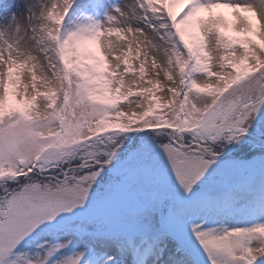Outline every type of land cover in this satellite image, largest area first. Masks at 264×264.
<instances>
[{"label": "snow or ice", "instance_id": "snow-or-ice-1", "mask_svg": "<svg viewBox=\"0 0 264 264\" xmlns=\"http://www.w3.org/2000/svg\"><path fill=\"white\" fill-rule=\"evenodd\" d=\"M0 264H264V0H0Z\"/></svg>", "mask_w": 264, "mask_h": 264}, {"label": "rangeland", "instance_id": "rangeland-1", "mask_svg": "<svg viewBox=\"0 0 264 264\" xmlns=\"http://www.w3.org/2000/svg\"><path fill=\"white\" fill-rule=\"evenodd\" d=\"M177 11H179V9H177ZM130 79V78H129ZM159 95V94H158ZM131 100H135V99H137L136 97H132V98H130Z\"/></svg>", "mask_w": 264, "mask_h": 264}]
</instances>
